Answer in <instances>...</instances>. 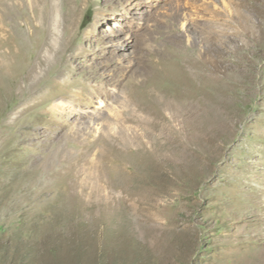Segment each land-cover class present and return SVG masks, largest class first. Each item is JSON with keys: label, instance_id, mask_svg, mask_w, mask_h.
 <instances>
[{"label": "rangeland", "instance_id": "1", "mask_svg": "<svg viewBox=\"0 0 264 264\" xmlns=\"http://www.w3.org/2000/svg\"><path fill=\"white\" fill-rule=\"evenodd\" d=\"M2 24L0 264H264V0H0Z\"/></svg>", "mask_w": 264, "mask_h": 264}, {"label": "bare ground", "instance_id": "2", "mask_svg": "<svg viewBox=\"0 0 264 264\" xmlns=\"http://www.w3.org/2000/svg\"><path fill=\"white\" fill-rule=\"evenodd\" d=\"M14 1V0H13ZM2 8H5L6 7V4L5 3H2ZM41 23V22H40ZM28 24H29V26H28V29L31 31V30H35L36 29V27H34V25L33 24H35L36 25V23H35V19L34 20H28ZM6 30L8 31V29H7V26L5 25V24H2V25H0V32L2 33H5L6 32ZM0 33V34H1Z\"/></svg>", "mask_w": 264, "mask_h": 264}]
</instances>
